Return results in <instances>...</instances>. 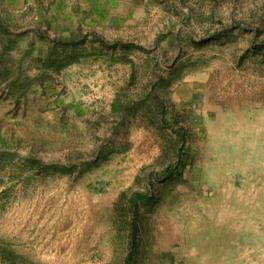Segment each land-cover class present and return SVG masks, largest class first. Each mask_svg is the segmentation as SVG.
<instances>
[{"label":"rangeland","instance_id":"rangeland-1","mask_svg":"<svg viewBox=\"0 0 264 264\" xmlns=\"http://www.w3.org/2000/svg\"><path fill=\"white\" fill-rule=\"evenodd\" d=\"M134 217V264H264V0H0V264Z\"/></svg>","mask_w":264,"mask_h":264},{"label":"trees","instance_id":"trees-1","mask_svg":"<svg viewBox=\"0 0 264 264\" xmlns=\"http://www.w3.org/2000/svg\"><path fill=\"white\" fill-rule=\"evenodd\" d=\"M185 148L182 146L180 148V154H179V163L182 162L184 156H185ZM132 232H131V240H130V247L129 251L126 256V264H134V255H135V249H136V240H137V222L134 217L132 221Z\"/></svg>","mask_w":264,"mask_h":264}]
</instances>
